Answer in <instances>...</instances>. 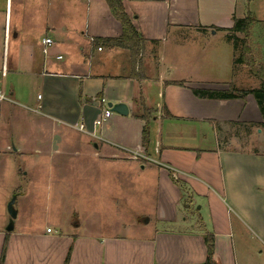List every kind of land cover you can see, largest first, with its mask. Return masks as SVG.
I'll return each mask as SVG.
<instances>
[{
	"label": "crops",
	"instance_id": "0c3cea01",
	"mask_svg": "<svg viewBox=\"0 0 264 264\" xmlns=\"http://www.w3.org/2000/svg\"><path fill=\"white\" fill-rule=\"evenodd\" d=\"M122 1L143 39L137 65L129 49L94 42L123 32L106 0H0V81L6 84L9 75L31 81L38 93L27 100L35 111L46 114L48 123L92 140L95 151L89 154L98 174L119 175L129 188L135 173L157 172L154 211L136 226V234L130 223L123 224L126 234L74 237L0 228V264L7 235L4 264H64L70 246L69 264H201L209 234L215 236L219 264H264V249L249 246L254 237L264 246V152L218 147L215 131L219 124L261 122L258 104L252 94L209 99L192 92L231 86L198 77L196 46L209 61L224 62L219 39L230 36L235 19L251 9L263 15L264 0L257 11L252 4L258 0ZM37 20L45 35L35 40ZM45 37L53 40L46 54ZM256 46L264 59V40ZM233 59L228 56L227 66L218 64L216 70L230 69ZM110 102L124 103L128 114L112 112L97 125ZM134 152L146 162L132 160ZM186 190L191 206L183 203Z\"/></svg>",
	"mask_w": 264,
	"mask_h": 264
},
{
	"label": "rangeland",
	"instance_id": "374dc122",
	"mask_svg": "<svg viewBox=\"0 0 264 264\" xmlns=\"http://www.w3.org/2000/svg\"><path fill=\"white\" fill-rule=\"evenodd\" d=\"M261 1L252 4L254 10L263 8ZM254 12L251 9L248 14L258 17L253 27L256 48L257 42L264 40V14ZM37 17H40L38 13ZM42 20H37L33 27L35 40L45 35ZM236 35L241 39L237 40V51L229 34L219 39L220 48L225 46L226 50L224 62L209 61L196 46L197 75H203L204 80H225L239 91L258 88L261 81L251 72V66L237 61L243 35ZM228 56H234L230 69L224 67L218 72L217 65L227 66ZM5 85L9 93L15 91L10 95L16 103L0 105V228L7 232L10 224L7 205L16 195L17 217L14 229L9 233L46 232L49 236L63 233L72 237L91 233L126 234L123 224L130 223L131 233L136 234V226L144 223L154 211L157 172L132 174L129 188L119 175L107 171L98 174L99 167L93 165V157L89 154L95 151L92 140L74 130L48 123L46 114L35 111V106L27 100L30 96L36 98L38 93L31 81L9 75ZM218 126L215 130L218 147L264 152V128L247 124ZM134 153H131L132 160L146 162L145 156ZM168 170L175 180H179L174 170ZM189 193L186 190L183 195L186 206L193 203ZM198 207L195 206V210ZM249 246L264 249L255 237Z\"/></svg>",
	"mask_w": 264,
	"mask_h": 264
},
{
	"label": "trees",
	"instance_id": "16d2710c",
	"mask_svg": "<svg viewBox=\"0 0 264 264\" xmlns=\"http://www.w3.org/2000/svg\"><path fill=\"white\" fill-rule=\"evenodd\" d=\"M110 8L112 9L114 15L121 21L123 25V32L120 37L107 38V39H94L96 44L100 42H107L110 46H120L130 50L132 63L137 65L140 63V55L142 48V36L138 33L134 25L132 24L130 17L125 11L122 0H106ZM254 17L250 14L244 18L235 19L234 25L230 31L229 37H232L235 49L237 50V40H241L236 34L240 33L243 35L242 40V52L240 58L237 59L239 62H245L251 66V72L261 81V86L252 89L238 90L232 85L225 90H212L204 88H193L192 92L195 96L199 98H209V99H235V98H245L247 95L252 94L258 104L259 111L262 115V121L257 123L258 127L264 128V59L262 58L261 51L258 48H254L252 40V24H254ZM256 49V50H255ZM173 84L181 85L183 82H174ZM146 114V115H145ZM142 115L145 118L146 123L142 131V140L144 145L149 142V114L150 111L147 110L146 113ZM148 114V116H147ZM147 116V117H146ZM245 124V123H243ZM255 125V126H256ZM179 184V180H175ZM3 245V251L1 256V264H4L5 256L8 248L9 237L5 238ZM205 243L207 245V257L206 260L201 264H219L215 259V236L209 234L205 237ZM73 246H70L67 256L64 260V264L70 263V256L72 253Z\"/></svg>",
	"mask_w": 264,
	"mask_h": 264
},
{
	"label": "built area",
	"instance_id": "2783aa9c",
	"mask_svg": "<svg viewBox=\"0 0 264 264\" xmlns=\"http://www.w3.org/2000/svg\"><path fill=\"white\" fill-rule=\"evenodd\" d=\"M43 45H44V48H43V51L44 53L46 54L48 51V46L52 45L53 44V40L50 38V37H45L42 41ZM62 56H58V58H61ZM2 77L4 78L5 75H6V71H2L1 73ZM4 79H2L0 81V104L1 103H4V102H11V103H14V99L11 97L9 91L7 90L6 88V85L3 81ZM112 114V111L109 107H107L102 116L96 120V124L97 125H101L108 117H110V115ZM85 126L84 125H81L80 126V129H84ZM48 231H50V229H48Z\"/></svg>",
	"mask_w": 264,
	"mask_h": 264
},
{
	"label": "water",
	"instance_id": "95a60500",
	"mask_svg": "<svg viewBox=\"0 0 264 264\" xmlns=\"http://www.w3.org/2000/svg\"><path fill=\"white\" fill-rule=\"evenodd\" d=\"M108 107L111 109L112 112H116L119 114L126 115L128 114V107L124 103L114 104L112 102L108 103ZM15 202H16V195L12 197L9 201L7 207L10 214V224L7 226V231H12L14 229V220L17 217V210L15 209Z\"/></svg>",
	"mask_w": 264,
	"mask_h": 264
}]
</instances>
